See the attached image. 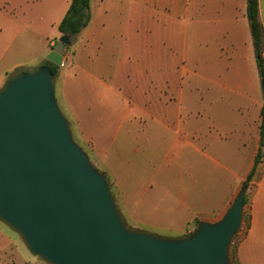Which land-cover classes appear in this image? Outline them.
<instances>
[{
    "label": "crops",
    "instance_id": "0c3cea01",
    "mask_svg": "<svg viewBox=\"0 0 264 264\" xmlns=\"http://www.w3.org/2000/svg\"><path fill=\"white\" fill-rule=\"evenodd\" d=\"M70 2L36 0V33L58 31ZM157 6L161 12L155 14ZM89 14L87 25L64 48L53 83L73 85L74 95L61 89L60 99L93 165L124 205L125 183L140 188L150 175L173 176L145 168L147 156L135 146L140 131L171 134L173 143L185 135L195 138L196 166L207 169L194 170L191 213L199 222L217 221L253 169L260 142L261 79L246 0H90ZM258 18L264 35V0H258ZM55 44H46L33 66L15 67L39 68ZM258 173L243 206L250 224L232 264H264V161ZM191 226L183 225V237Z\"/></svg>",
    "mask_w": 264,
    "mask_h": 264
},
{
    "label": "water",
    "instance_id": "95a60500",
    "mask_svg": "<svg viewBox=\"0 0 264 264\" xmlns=\"http://www.w3.org/2000/svg\"><path fill=\"white\" fill-rule=\"evenodd\" d=\"M70 45L62 35L46 61L60 66ZM261 94L264 106L262 84ZM244 195L242 187L220 219L180 239L131 230L106 176L74 142L49 66L0 88V221L46 264H232Z\"/></svg>",
    "mask_w": 264,
    "mask_h": 264
},
{
    "label": "rangeland",
    "instance_id": "374dc122",
    "mask_svg": "<svg viewBox=\"0 0 264 264\" xmlns=\"http://www.w3.org/2000/svg\"><path fill=\"white\" fill-rule=\"evenodd\" d=\"M44 9L42 6L38 13L43 14ZM160 12L161 10L157 6L155 14ZM189 12L191 13V11ZM38 16L41 17V15ZM36 17V0H0V88L3 87L9 77L27 72L20 71L15 66L21 64L33 66L35 58L44 53L46 44L51 40L56 44L58 43L61 37L58 31L48 30L45 33H36ZM186 17L191 19V14L186 15ZM73 42L74 40L71 43ZM69 65L67 62L66 68ZM72 87L71 83L66 86H58L54 83L55 97L58 107L69 123L74 142L89 156L93 165L89 151L72 127L60 99L61 89L73 96L74 93L71 94ZM149 124V122H145V125ZM151 131L153 132L152 137L146 138L151 136L147 134ZM137 137L139 138H137L135 146L139 155L147 156L145 168L150 170V173L159 168L160 174L169 170L173 176L171 175L170 179H152L150 175L140 188L125 183L123 185L124 205L118 202L110 180L106 178L117 210L127 228L131 230L164 239L183 238L180 231L187 221L192 224L190 233L199 223V217L191 213L194 210L192 209L193 193L191 189L194 170L207 169V167L196 166L199 155L195 154L191 147V143L196 139H191L185 135L179 138L180 141L184 140L182 143L180 141L173 143V135H160L154 129L148 130V128L140 131ZM96 170L104 174L103 171L97 168ZM150 180L152 183L150 187H147ZM250 220V213L246 209L243 213L241 228L232 239L229 258L232 257L238 239L244 235ZM0 233H2L0 238L4 245V250L0 252V260L8 264H46L39 257L32 255L20 237L1 221Z\"/></svg>",
    "mask_w": 264,
    "mask_h": 264
},
{
    "label": "trees",
    "instance_id": "16d2710c",
    "mask_svg": "<svg viewBox=\"0 0 264 264\" xmlns=\"http://www.w3.org/2000/svg\"><path fill=\"white\" fill-rule=\"evenodd\" d=\"M89 3L90 0H71L70 5L64 17L62 18L61 22L58 25V32L60 36L67 35L70 39V42H72L75 39L78 33L87 25L90 19ZM246 19L248 21L257 70L261 79V84L264 87V62H263L264 35L258 18V0H246ZM45 65L49 66L54 81L58 74V67L56 65L48 63L47 61L40 67ZM260 116H261L260 128H259L260 142H259L258 152L254 159V167L242 185V187L245 188V195L243 201L244 205L246 204L247 201L246 195H247V191L249 190V184L258 179V175H259L258 168L262 165L264 161V106L261 109ZM194 231L195 229L193 230V232ZM190 234L191 233H188L185 236H188Z\"/></svg>",
    "mask_w": 264,
    "mask_h": 264
},
{
    "label": "built area",
    "instance_id": "2783aa9c",
    "mask_svg": "<svg viewBox=\"0 0 264 264\" xmlns=\"http://www.w3.org/2000/svg\"><path fill=\"white\" fill-rule=\"evenodd\" d=\"M63 64H64V61H63V58H62L61 64H60V66H58V68H61L63 66Z\"/></svg>",
    "mask_w": 264,
    "mask_h": 264
}]
</instances>
